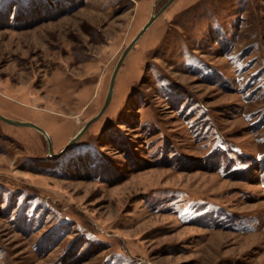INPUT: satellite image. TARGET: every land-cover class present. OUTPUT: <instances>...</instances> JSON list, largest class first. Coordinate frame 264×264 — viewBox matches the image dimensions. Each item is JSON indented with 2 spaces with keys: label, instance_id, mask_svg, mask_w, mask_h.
Instances as JSON below:
<instances>
[{
  "label": "rangeland",
  "instance_id": "1",
  "mask_svg": "<svg viewBox=\"0 0 264 264\" xmlns=\"http://www.w3.org/2000/svg\"><path fill=\"white\" fill-rule=\"evenodd\" d=\"M0 0V264H264V0ZM65 148V149H64Z\"/></svg>",
  "mask_w": 264,
  "mask_h": 264
},
{
  "label": "water",
  "instance_id": "2",
  "mask_svg": "<svg viewBox=\"0 0 264 264\" xmlns=\"http://www.w3.org/2000/svg\"><path fill=\"white\" fill-rule=\"evenodd\" d=\"M172 1L173 0H168L167 3L164 4V6L161 9H159L157 12L152 14L150 16V18L147 20V22L137 32V34L134 36V38L130 41V43L124 48V50L122 51L118 61L116 62L115 66H114V69L112 71L103 105L101 106V108L97 112V114H95L87 122H85V124L78 130V132L68 141V143L66 144L65 148H67L70 144H72L87 129V127L103 113V111L105 110V108L107 107V105H108V103H109V101L111 99L115 77H116V74L118 72V69H119L123 59L125 58V56L129 52V50L132 48V46L135 44L137 39L150 26V24L155 20V18H157V16L162 12V10L166 6H168L169 3H171ZM0 119L3 120L4 122H7V123L13 124V125H17V126H30V127L35 128L36 130H38L39 132H41V133H43L44 135L47 136L45 130L42 127L38 126L37 124H35L33 122L11 119V118L3 116L2 114H0ZM47 142H48L49 153L52 154V144H51V141H50L48 136H47Z\"/></svg>",
  "mask_w": 264,
  "mask_h": 264
}]
</instances>
